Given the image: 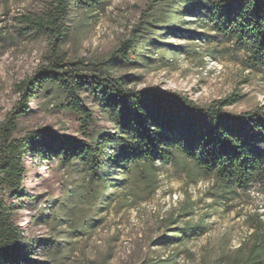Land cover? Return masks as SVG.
<instances>
[{"label": "trees", "instance_id": "trees-1", "mask_svg": "<svg viewBox=\"0 0 264 264\" xmlns=\"http://www.w3.org/2000/svg\"><path fill=\"white\" fill-rule=\"evenodd\" d=\"M108 2L52 0L43 14L22 17V29L47 36L51 57L17 85L19 99L0 127V264H41L31 258L3 194L20 196L30 153L40 159L56 157L76 169L82 183L71 193L90 198L99 213L122 198V189L133 196L131 205L148 200L157 187L159 163L172 164L193 180L212 177L216 196L224 201L254 185L264 190V103L234 112L227 107L242 99L240 92L200 104L183 92L133 87L134 75L115 73L116 68L149 66L167 54H197L190 45L170 41V35L206 39L215 49L207 48L203 58L215 52L243 53L244 69L262 70L264 0H149L139 22L107 58L65 60L62 45L68 38L70 12L104 9ZM197 15L204 17L205 32L188 27L189 18ZM223 44L227 47L220 49ZM37 90L67 104L86 127L93 119L90 103L97 106L111 129L93 133L88 140L56 134L48 127L14 137L17 119L29 111ZM99 223L101 219L89 221L92 227ZM170 224L175 226L157 244L182 242L205 230L204 224L179 225L177 218ZM251 224L252 233L234 253L210 264H264V219L257 214ZM169 259L146 264H176Z\"/></svg>", "mask_w": 264, "mask_h": 264}, {"label": "rangeland", "instance_id": "rangeland-1", "mask_svg": "<svg viewBox=\"0 0 264 264\" xmlns=\"http://www.w3.org/2000/svg\"><path fill=\"white\" fill-rule=\"evenodd\" d=\"M51 1L0 0V127L19 99L17 85L50 60L47 36L22 29V17L43 14ZM148 1L109 0L104 9H73L62 45L65 60L107 58L139 22ZM188 21L189 28L205 32L202 15ZM169 40L190 45L197 54H167L165 60L159 58L149 66L116 68L115 73L134 75L133 87L183 92L200 104L240 92L242 99L227 107L234 112L264 103V69H244L243 53L215 52L203 58L207 48L215 49L206 39L189 41L184 35H170ZM52 95L37 90L29 111L17 119L14 137L48 127L56 134L88 140L93 133L111 129L112 123L97 106L90 103L93 119L86 127L73 109ZM24 168L20 196L3 194L31 258L41 264H146L159 258L176 264H210L241 246L252 233L257 214L264 219L260 186L224 201L216 196L212 177L193 180L172 164H158L157 187L148 200L131 205L133 196L122 189V198L100 213L90 198L71 193L82 183V175L58 158L40 159L30 153ZM91 218L101 223L92 227ZM174 218L179 225L204 224L205 230L182 242L157 244L175 226L170 224Z\"/></svg>", "mask_w": 264, "mask_h": 264}]
</instances>
